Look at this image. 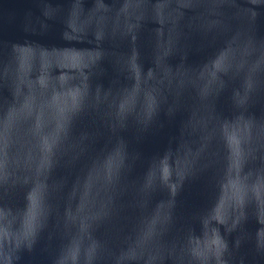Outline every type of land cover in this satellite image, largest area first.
<instances>
[{
  "label": "snow or ice",
  "instance_id": "1",
  "mask_svg": "<svg viewBox=\"0 0 264 264\" xmlns=\"http://www.w3.org/2000/svg\"><path fill=\"white\" fill-rule=\"evenodd\" d=\"M69 55H71V54H69Z\"/></svg>",
  "mask_w": 264,
  "mask_h": 264
}]
</instances>
